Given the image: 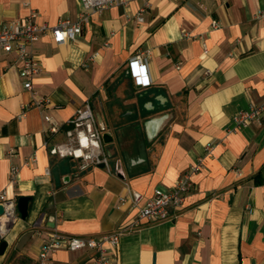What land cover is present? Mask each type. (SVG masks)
<instances>
[{"label":"crops","instance_id":"crops-1","mask_svg":"<svg viewBox=\"0 0 264 264\" xmlns=\"http://www.w3.org/2000/svg\"><path fill=\"white\" fill-rule=\"evenodd\" d=\"M146 1L140 24L135 16ZM25 2L40 24L76 20L80 9V0H0V22L25 17ZM262 10L264 0H131L106 8L75 40L57 45L44 35L35 44L43 67L34 90L49 99L41 106L31 105L15 55L0 51V190L16 203L31 197L28 216L18 213L0 240L7 242L0 264H40L53 230L100 238L120 229L114 264H264V117L244 128L232 121L264 102ZM138 54L148 86L131 73ZM87 101L109 168L51 152L68 143L67 121ZM200 157L192 189L181 207H169L168 219H139L131 202H121L130 191L146 199L171 188ZM14 165L20 174L12 184ZM51 257L97 264L88 249Z\"/></svg>","mask_w":264,"mask_h":264},{"label":"built area","instance_id":"built-area-1","mask_svg":"<svg viewBox=\"0 0 264 264\" xmlns=\"http://www.w3.org/2000/svg\"><path fill=\"white\" fill-rule=\"evenodd\" d=\"M131 0H80L78 18H60L55 25L37 22L38 12L31 7L29 2L24 5L29 8L28 14L23 18L0 22V51L7 54H14L21 77L24 79L25 89L33 93L31 105L41 106L49 99L37 95L34 90L33 81L41 72L43 64L35 51V44L44 36L50 35L57 45L75 40L82 32L84 22H90L92 16L101 13L104 9L116 5H128ZM150 7L146 1L138 9L135 20L143 23L144 14ZM258 18L264 20V10L258 13ZM213 26L217 27L218 22L213 21ZM132 76L137 84L148 86L151 80L147 74L146 65L141 54L133 57L130 62ZM264 117V102L257 105H250L248 109L239 110L232 118L236 128H244L254 122H260ZM47 121L50 116H45ZM72 129L67 131L68 143L60 144L51 150L52 153L60 155H72L76 159H82V167L90 164H103L109 168L108 155L104 150L102 131L99 129L95 115L89 101L84 107L79 108L76 114L67 121ZM57 125L51 127V131H57ZM211 149L210 146L207 147ZM82 151L78 154L77 151ZM32 156L27 159L26 164L35 161ZM204 165V158L200 157L197 162L182 175L179 180L169 189L157 188L151 197L145 199L140 191H130L129 196L121 197L123 204L131 202L132 206L138 209V218L148 221H163L169 218V207H181L186 195L193 186L191 175L199 171ZM20 174V167L14 165L10 169V182L17 183ZM0 205L4 207V213L0 215V240L8 233L10 227L19 217L16 200L7 196L5 190H0ZM126 229H120L104 235L100 238L81 237L61 233L53 230L44 240L39 252L40 264H56L52 261V253L60 249L72 251L88 249L96 252L97 264H114L116 252L120 245V240Z\"/></svg>","mask_w":264,"mask_h":264},{"label":"water","instance_id":"water-1","mask_svg":"<svg viewBox=\"0 0 264 264\" xmlns=\"http://www.w3.org/2000/svg\"><path fill=\"white\" fill-rule=\"evenodd\" d=\"M108 133H105L103 135L104 140L107 141ZM103 166V164H101ZM31 197L30 196H20L17 200V210L18 213L21 215V217L24 219L29 214V204H30ZM4 213V207L3 205H0V214ZM7 247V242L2 241L0 243V253H4L5 249Z\"/></svg>","mask_w":264,"mask_h":264},{"label":"bare ground","instance_id":"bare-ground-1","mask_svg":"<svg viewBox=\"0 0 264 264\" xmlns=\"http://www.w3.org/2000/svg\"><path fill=\"white\" fill-rule=\"evenodd\" d=\"M77 153H78V154H81V153H82V151L78 150V151H77Z\"/></svg>","mask_w":264,"mask_h":264}]
</instances>
